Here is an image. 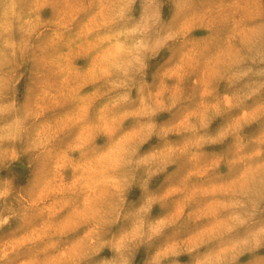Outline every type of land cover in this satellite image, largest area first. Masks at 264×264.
I'll return each mask as SVG.
<instances>
[{"label":"clouds","instance_id":"clouds-1","mask_svg":"<svg viewBox=\"0 0 264 264\" xmlns=\"http://www.w3.org/2000/svg\"><path fill=\"white\" fill-rule=\"evenodd\" d=\"M0 264H264V0H0Z\"/></svg>","mask_w":264,"mask_h":264},{"label":"rangeland","instance_id":"rangeland-1","mask_svg":"<svg viewBox=\"0 0 264 264\" xmlns=\"http://www.w3.org/2000/svg\"><path fill=\"white\" fill-rule=\"evenodd\" d=\"M164 118H166V117L165 116L160 117V119H164Z\"/></svg>","mask_w":264,"mask_h":264}]
</instances>
